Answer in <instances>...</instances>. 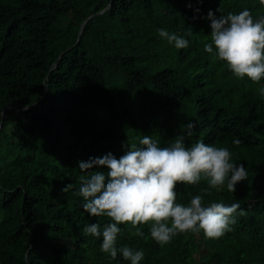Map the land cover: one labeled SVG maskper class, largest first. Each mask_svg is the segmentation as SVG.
<instances>
[{"label": "trees", "instance_id": "1", "mask_svg": "<svg viewBox=\"0 0 264 264\" xmlns=\"http://www.w3.org/2000/svg\"><path fill=\"white\" fill-rule=\"evenodd\" d=\"M245 9L264 18L259 0H0V264H130L83 233L110 220L83 209L79 162L181 134L187 147H227L247 179L235 192L178 184L176 202L239 204L235 223L217 239L179 233L164 246L150 225L141 237L121 224L117 248L142 250L140 264H264V79H239L204 51L209 10ZM160 28L189 46L168 44Z\"/></svg>", "mask_w": 264, "mask_h": 264}, {"label": "clouds", "instance_id": "2", "mask_svg": "<svg viewBox=\"0 0 264 264\" xmlns=\"http://www.w3.org/2000/svg\"><path fill=\"white\" fill-rule=\"evenodd\" d=\"M264 6V0H259ZM217 11H220L218 9ZM211 42L204 51L226 62L228 69L239 79L247 77L253 83L264 79V18L254 21L249 10L239 14L229 12L217 16L209 10ZM159 36L177 49H185L189 41L160 28ZM215 49V51H214ZM264 97V86L259 88ZM196 125L189 122L183 132L192 136ZM239 144L240 141H234ZM126 153L117 159L111 152L103 157H90L80 161L81 178L78 195L83 198V209L94 217H107L110 222L101 229L99 223L85 226L83 233L102 236L101 251L113 259L122 253L130 264H140L142 250L130 247L117 248L118 225L130 224L134 235L144 236L139 226L150 225V235L161 246L179 233L203 232L208 239H217L231 230L239 204L203 203L199 194L192 196L187 205L177 203L178 184L195 185L202 179L210 189L236 191V185L247 179L243 164L232 162L227 147H215L197 142L187 147L184 134L178 135L170 146L161 147L152 137L145 135L139 146L130 144ZM107 169V171L93 170ZM71 184L61 191L68 192ZM240 215L245 213L241 210Z\"/></svg>", "mask_w": 264, "mask_h": 264}, {"label": "rangeland", "instance_id": "3", "mask_svg": "<svg viewBox=\"0 0 264 264\" xmlns=\"http://www.w3.org/2000/svg\"><path fill=\"white\" fill-rule=\"evenodd\" d=\"M149 39H150V38L147 36V37L144 38V41H147V40H149ZM150 43H151V40L149 41V44H150ZM127 44H130L131 46L134 45L133 48H136V47H137V45H135V44H133V43H129V42H128ZM151 45H152V43H151ZM150 252L154 253L156 256H159L160 253H161V250H159L158 247H155V248H151V249H150Z\"/></svg>", "mask_w": 264, "mask_h": 264}, {"label": "water", "instance_id": "4", "mask_svg": "<svg viewBox=\"0 0 264 264\" xmlns=\"http://www.w3.org/2000/svg\"><path fill=\"white\" fill-rule=\"evenodd\" d=\"M102 13H103V11L99 12V14H102ZM91 17H93V15H91L88 19H90ZM7 107H10V105H8Z\"/></svg>", "mask_w": 264, "mask_h": 264}]
</instances>
